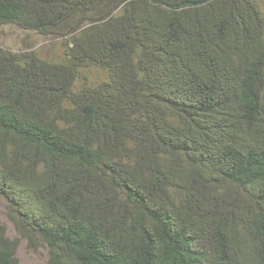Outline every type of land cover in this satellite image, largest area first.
<instances>
[{"label": "trees", "instance_id": "obj_1", "mask_svg": "<svg viewBox=\"0 0 264 264\" xmlns=\"http://www.w3.org/2000/svg\"><path fill=\"white\" fill-rule=\"evenodd\" d=\"M6 24L62 56L0 45V264L21 239L46 264H264L257 0H0Z\"/></svg>", "mask_w": 264, "mask_h": 264}, {"label": "rangeland", "instance_id": "obj_2", "mask_svg": "<svg viewBox=\"0 0 264 264\" xmlns=\"http://www.w3.org/2000/svg\"><path fill=\"white\" fill-rule=\"evenodd\" d=\"M264 15V0H257ZM0 45L11 50L28 49L36 51L40 56L48 59H59L62 56L61 39L58 37L44 36L32 30H24L12 24L0 26ZM103 76L100 70H93L91 76ZM2 221L7 227L10 237L17 236L12 223L1 214ZM19 264H46L47 249L44 244L38 243L35 247L28 245L21 239L16 250Z\"/></svg>", "mask_w": 264, "mask_h": 264}]
</instances>
